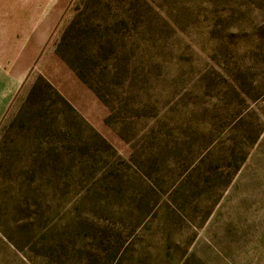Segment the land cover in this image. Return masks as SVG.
Returning a JSON list of instances; mask_svg holds the SVG:
<instances>
[{"label": "rangeland", "instance_id": "rangeland-1", "mask_svg": "<svg viewBox=\"0 0 264 264\" xmlns=\"http://www.w3.org/2000/svg\"><path fill=\"white\" fill-rule=\"evenodd\" d=\"M13 6L0 264H264V0Z\"/></svg>", "mask_w": 264, "mask_h": 264}, {"label": "crops", "instance_id": "crops-1", "mask_svg": "<svg viewBox=\"0 0 264 264\" xmlns=\"http://www.w3.org/2000/svg\"><path fill=\"white\" fill-rule=\"evenodd\" d=\"M4 2L13 4V10L16 12L34 13L29 17L57 18L58 13L65 9L68 0H0V3Z\"/></svg>", "mask_w": 264, "mask_h": 264}]
</instances>
